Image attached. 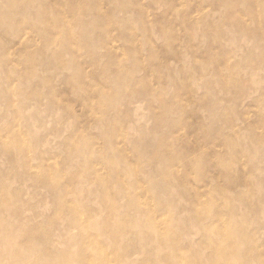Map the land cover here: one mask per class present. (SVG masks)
<instances>
[{"label": "rangeland", "instance_id": "rangeland-1", "mask_svg": "<svg viewBox=\"0 0 264 264\" xmlns=\"http://www.w3.org/2000/svg\"><path fill=\"white\" fill-rule=\"evenodd\" d=\"M35 1L48 8L59 4L60 12L25 15L0 0V194L5 198L0 217L32 218V225L60 235L62 242L72 222L74 241L57 249L72 250L73 264L219 262L201 241L207 236L203 227L224 233L212 214L225 215V205L210 190L212 184L202 186L199 171L180 158L186 154L189 161L192 153L186 151L198 146L209 165L222 159L232 174L244 177L250 170L247 177L264 180V147L242 141L247 124L241 120L247 114L251 126L264 123V103L259 118L252 100L238 98L246 77L256 85L246 83L252 99L264 97V43L257 31L264 33V0H250V8L237 1L235 15L231 6L211 5L219 0H74L72 6L69 0ZM232 15L243 18L249 31L224 22ZM47 28L55 44L48 45ZM232 47L241 62L231 78L239 84L227 90L228 78L217 69ZM46 78L43 84L40 79ZM226 116L237 125L231 127ZM160 119L168 124L162 130ZM166 138L169 145L163 149L160 140ZM238 139L226 153L224 145ZM247 149L254 153L243 154ZM214 180L221 188L235 187L227 178ZM196 190L197 199L192 197ZM239 190L247 197L238 201L242 214L234 221L255 231L256 250L264 253V216L252 210L264 197V182L255 196L243 186ZM13 194L21 200L6 215ZM90 211L101 220H129L133 232L124 225L96 232L86 216ZM20 226L14 235L22 232ZM83 228L89 230L88 247ZM110 229L126 249L107 240L104 233ZM13 234L4 233L9 247ZM34 243L41 246L39 257L19 240L7 250L23 259L2 264H53L44 241L30 238ZM83 249L93 258L82 260Z\"/></svg>", "mask_w": 264, "mask_h": 264}, {"label": "bare ground", "instance_id": "bare-ground-1", "mask_svg": "<svg viewBox=\"0 0 264 264\" xmlns=\"http://www.w3.org/2000/svg\"><path fill=\"white\" fill-rule=\"evenodd\" d=\"M70 2L68 3L69 6H72L74 3V0H69ZM246 2V4L248 5V7L250 8V0H219V1H215L212 2L211 5L214 8H219L221 5H224L225 7H229L231 6V10L233 8L234 11V15L236 14L237 11V5L236 2ZM41 3H37L35 0H7V6L8 7H18L21 8V11L24 12L25 15H30V12H40L41 9H43V14H47L49 12L50 9L55 10V12H57V14L60 12L59 10V4L54 5L52 4L51 8L45 7V6H41ZM43 5V2H42ZM250 12V10L248 9V13ZM229 16L228 18L224 19L225 23H228L231 27H236L237 29H239L242 32L245 31H249V26H247V24L245 23V21L243 20V18H235V16ZM247 17V16H246ZM240 19V20H239ZM255 20L257 22V24L261 23V16L259 14H255ZM123 23V21H122ZM58 28V27H56ZM90 29H95L94 25L89 26ZM46 30L50 31L51 35L49 37V39H47V43L48 45H52L55 44L57 41L54 37V35L52 34V29L51 28H47ZM258 31V35L260 36L261 42L264 43V33L263 35H261L259 29L257 28ZM2 39H0L1 41ZM106 42V41H104ZM107 45H104V47H106ZM5 53H7L5 51ZM227 56H225V61H224V66H219V68L217 69V74L223 75L225 76V79L228 78V81H226V86L225 89H230V87H232V85H236L239 84V82L237 83V81H233L231 77H233L234 75H232V73L235 70V67H237L241 61H239L237 59L236 56V48L232 47L231 51L226 54ZM4 58V56L2 57ZM1 58V59H2ZM57 60H61L60 59V55L57 54L56 55ZM115 61V57H113L110 61L109 67H111L112 63ZM245 62L247 63V59L245 60ZM96 66H100V62L96 61L95 62ZM231 65V66H230ZM234 67V68H232ZM110 68H108L107 70H109ZM258 69H254L253 71H257ZM30 73L32 74V76L35 75L34 70H31ZM247 79H243V81L240 82V84L238 85L240 90H239V94H238V98L243 101L246 100H252L250 103H255L254 106L257 108V116L260 118L262 112H261V107L262 104L264 103V97H259L258 99L253 100L252 99V94L249 92V88L247 87L246 83L248 84L249 82L254 84L253 86H256L255 83H253V81H249L250 78L246 77ZM40 81L43 84H47V82L49 81V79H40ZM137 86L139 85V81H135ZM232 84V85H231ZM226 91V90H224ZM120 107V106H119ZM230 116H226V118L229 119V123L230 126H236L237 124L234 122V120L229 118ZM225 118V120L227 121V119ZM242 123H244L245 125L247 124L246 128L243 130L245 133V138L242 139L243 140H252L255 141L256 143H258L260 146L264 147V123H256L253 126L250 125V123H248V118H247V114L244 115V117L241 118ZM168 126L167 123H165L164 121H162L161 119L159 120V122L157 123V128L158 130H162L164 128H166ZM172 129H174L175 124H172ZM258 128L263 129V134H259L256 132V130ZM243 129V128H242ZM166 139L160 140V145L163 147V149L168 147V142L165 143ZM241 140L238 139L233 143L230 144H225V151L226 153L230 154L231 151H233L236 148V144L240 143ZM246 143V142H244ZM198 144V142H197ZM243 145V144H242ZM4 150L11 152L12 147L8 146L7 144L4 145ZM193 148L192 151L189 148L188 151L186 152H190L192 153L189 161H187V156L186 154L183 155L180 160L187 164L192 166V168L195 171H199V180L202 183V186H205V184L207 183H211V189L222 201V203L225 205L226 208V214L223 215L222 213H220L219 211H217L216 213L212 214V220L214 222H220L223 226H224V233L219 230L218 228H209V227H203V233L207 234L206 238L203 239L201 241V244L208 247L211 250V256L213 258H217L219 260V262H217L216 264H264V253L263 252H258L256 250L255 247V243L257 242V234H255V231L250 230L249 228L247 229V227L245 225H241L239 223H235L234 221V217L235 216H240L241 210L238 206V201H242V200H246V197H244V192H241L239 190V188L241 186L245 187L246 190H248L252 196L256 195V188L258 187V185L262 182H264V180H258V179H252L251 175L249 177H247L248 172H245L244 177H238L234 174H232L229 170L228 162L224 161V160H220L219 163H214L212 165H209L206 161V157L204 155V149H200L198 146H194L191 147ZM254 153L253 151H251V149H247L245 151H243V154H247V153ZM27 155V154H26ZM23 157H25V155H23ZM203 160V162H202ZM201 161V162H200ZM242 161V160H241ZM197 162V164H196ZM237 162V160H236ZM243 162V161H242ZM214 170L215 173L211 174L209 173L210 170ZM213 175V176H212ZM223 178H227L232 184L233 186L235 185L234 189L232 187H223L221 188L218 184H216L214 179H223ZM47 185L50 186L49 183H47ZM239 186V187H238ZM197 193V190L195 191L194 195L192 194V197H194L195 199H197L198 197L195 196V194ZM11 204H8L6 207H8L7 209L5 208V212L6 215L8 213V211H12L13 206L17 207V205L20 202V198L19 195L17 196V194H13L11 195ZM251 196V197H252ZM4 198V196H2V194H0V201H2ZM258 198H260V201L252 206L254 208H252L253 211H257L258 214H262L264 216V197L259 196ZM5 200V198H4ZM9 201H7L8 203ZM58 203V202H57ZM60 206V204H59ZM208 208H211V204L208 206ZM194 213L196 214V217H198V219H200L199 216V210L197 207H194ZM143 214L149 215L150 212L149 211H143ZM86 216H89L90 219L93 220V228L96 232H100L104 227L107 226H119V225H124L126 227L127 232H133L132 230L129 229L131 222L129 220L126 219H117V218H107V219H100L98 216H96L93 212H86ZM149 219L151 218V216L148 217ZM32 218L28 219V218H23V217H12L11 215L8 217H0V256L4 257V259L2 260L3 262H1L0 264L4 263V262H8L9 260L15 259V261L17 259H23V255H19L17 253H13L9 252L7 249H9L11 246H15L16 243L19 242V240H26L27 245H29V249L32 251L31 256L36 255L39 257V255L41 254V246L34 243L33 245L30 244V238H40L44 241L45 245H44V250H45V255L47 259H50L53 264H73L74 263V256H73V251L70 249H65L62 251H58L57 248H59L60 246L63 247V245L69 244L70 242L74 241V238L71 235V230L73 229V224L72 222L70 223V225L66 226V231L67 232V240L68 243L62 242L61 241V236L60 235H54L53 233H50L48 231H46L44 229H42V227L40 225H32ZM20 224L21 226V231H19V234L14 235L13 233L15 232V226L16 224ZM64 229V228H63ZM83 235H82V240L83 242H85V246L88 247V233L89 230H87L86 228H83ZM9 236L10 233H12L14 235V241H11V246H7L4 240L5 235ZM104 235L107 237V240L110 241L112 244L117 243L119 244V248L122 249H126L125 245H122L123 243H118L120 240V235H118V233L116 231H114L113 229L110 230H106ZM163 236V235H162ZM220 237L222 240L221 241H216V237ZM148 239H152L151 235L147 236ZM55 240L56 242H54L52 245L47 244L45 241H49V240ZM158 240L163 241L164 237L159 238L157 237ZM7 241V240H6ZM165 241V240H164ZM9 241H7L8 243ZM98 243V242H97ZM246 243V250H242L241 247L242 245ZM99 244V243H98ZM93 246V244H91ZM264 246V245H263ZM12 249V248H11ZM84 250V249H83ZM86 250V249H85ZM84 250V253H82V260H90L91 258H93L91 255H88L87 252ZM83 252V251H82ZM30 255V254H29ZM27 256V255H25ZM96 256H98V253L96 252ZM76 258V257H75ZM167 258V257H166ZM164 258V259H166ZM168 259V258H167ZM7 260V261H6ZM176 260H180V257H176ZM11 262V261H10ZM14 262V261H13ZM26 262V261H25ZM188 264H194V260H188L187 261ZM19 263V262H18ZM21 263V262H20ZM76 264V263H75Z\"/></svg>", "mask_w": 264, "mask_h": 264}]
</instances>
